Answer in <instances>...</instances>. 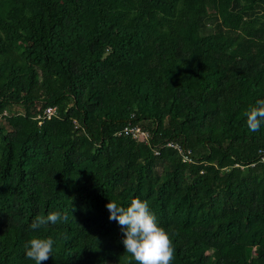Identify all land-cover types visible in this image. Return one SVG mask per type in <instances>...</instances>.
I'll return each mask as SVG.
<instances>
[{
	"label": "trees",
	"instance_id": "1",
	"mask_svg": "<svg viewBox=\"0 0 264 264\" xmlns=\"http://www.w3.org/2000/svg\"><path fill=\"white\" fill-rule=\"evenodd\" d=\"M258 100L264 0H0V264H35L34 236L42 264H136L106 208L133 198L172 264H264ZM49 212L67 223L31 229Z\"/></svg>",
	"mask_w": 264,
	"mask_h": 264
},
{
	"label": "clouds",
	"instance_id": "2",
	"mask_svg": "<svg viewBox=\"0 0 264 264\" xmlns=\"http://www.w3.org/2000/svg\"><path fill=\"white\" fill-rule=\"evenodd\" d=\"M247 125L250 131L257 132L264 125V100H258L257 106L247 113ZM106 208L109 219L116 221L122 228L125 253L131 255L136 264H172L175 247L172 235L162 227L150 209L149 203L140 198H133L127 207L110 200ZM67 223V213L49 212L47 216L37 215L30 227L33 230L46 228L62 221ZM56 244L51 236L31 238L25 245L26 258L42 264L52 257Z\"/></svg>",
	"mask_w": 264,
	"mask_h": 264
},
{
	"label": "built area",
	"instance_id": "3",
	"mask_svg": "<svg viewBox=\"0 0 264 264\" xmlns=\"http://www.w3.org/2000/svg\"><path fill=\"white\" fill-rule=\"evenodd\" d=\"M56 116V108L54 107H48L46 108L42 115L37 116L38 119V125H41L43 123L44 120H50L52 117ZM121 134L130 137L131 139H133L135 142H137L138 144H148L149 142V134L147 131L143 130L139 125H132V124H128L127 126H125L119 133H117V136H120ZM167 147H173L171 144H167ZM175 149H179L176 146H174ZM180 152V150H178ZM188 153V152H187ZM259 162L264 164V152L263 151H259ZM159 153L156 151L155 155H158ZM182 162H186L189 163L190 159L187 155H183V159ZM253 166V165H251ZM235 167H239V165H235ZM240 168H242L240 166Z\"/></svg>",
	"mask_w": 264,
	"mask_h": 264
},
{
	"label": "rangeland",
	"instance_id": "4",
	"mask_svg": "<svg viewBox=\"0 0 264 264\" xmlns=\"http://www.w3.org/2000/svg\"><path fill=\"white\" fill-rule=\"evenodd\" d=\"M18 110V109H17ZM19 111V110H18Z\"/></svg>",
	"mask_w": 264,
	"mask_h": 264
}]
</instances>
